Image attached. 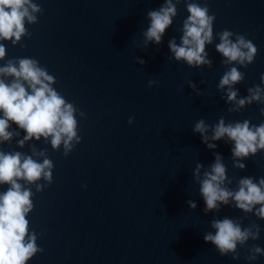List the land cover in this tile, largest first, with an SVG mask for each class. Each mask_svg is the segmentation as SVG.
I'll list each match as a JSON object with an SVG mask.
<instances>
[{
    "label": "water",
    "instance_id": "1",
    "mask_svg": "<svg viewBox=\"0 0 264 264\" xmlns=\"http://www.w3.org/2000/svg\"><path fill=\"white\" fill-rule=\"evenodd\" d=\"M172 2L177 15L159 45L152 41L145 46L143 33L150 24L148 12L166 0H32L41 8L34 13L37 23L26 22L27 33L16 44L0 40L6 47L0 66L34 58L55 77L52 86L78 109L82 138L67 157L63 145L53 150L43 137L20 147L26 133L16 125L9 130L19 135L0 143V150L26 155H33L34 146L55 165L51 184L37 182L44 184L42 191L20 181L34 194L26 219L29 234L35 233L36 244L43 249L26 264H249L244 248H239L240 259H233L204 241L206 232L215 231L211 221L225 216H247L245 227L258 223L260 239L249 241V246L264 247V220L234 204L206 214L193 175L197 163L203 165V173L219 153L230 179L264 176V151L241 161L247 165L241 170L233 167V142L227 137L209 149L193 131L201 119L209 126L220 118L226 124L264 122L260 112L264 105L254 102L230 112L235 102L229 103L227 89L218 87L233 66L245 73V79L233 85L238 99L249 95V87L261 84L264 0H207L210 14L216 16L213 43L205 49L211 66H189L172 58L168 45L172 39L181 43L183 21L189 15L186 3L191 0ZM198 2L203 5L204 0ZM225 29L233 32L230 39L243 34L257 46L247 68L224 63L226 58L216 50L217 34ZM152 80L157 83L149 88ZM228 186L235 188V180ZM8 187L0 185V192ZM189 200L196 203L195 209ZM252 264H264V256Z\"/></svg>",
    "mask_w": 264,
    "mask_h": 264
},
{
    "label": "clouds",
    "instance_id": "2",
    "mask_svg": "<svg viewBox=\"0 0 264 264\" xmlns=\"http://www.w3.org/2000/svg\"><path fill=\"white\" fill-rule=\"evenodd\" d=\"M180 3V0H177ZM188 17L183 21L181 43L175 39L169 42L172 58L176 61H186L189 66L209 65L206 45L213 43V22L216 16L210 14L207 0L203 5L198 0L186 3ZM41 8L33 4L32 0H0V40H11L13 44L21 41L27 33L28 24L37 23L34 13ZM177 15L176 5L172 0L158 10L148 12L149 27L144 31L145 46L154 41L161 44L166 30L173 24V17ZM220 43L216 50L225 57L224 63L234 62L247 68L254 62L257 46L243 34H236L235 39H230L234 34L227 29L217 34ZM14 38V39H13ZM6 55V47L0 44V60ZM138 62L143 64V60ZM247 62V63H246ZM3 77H11L6 81ZM245 73L233 66L224 73L218 87L227 89L226 96L229 103L235 102L236 107L230 112H239L245 105L254 102L264 105V74L261 75V84L248 88L249 95L238 97V89L233 85L242 82ZM55 77L50 75L46 67H41L34 58L22 57L18 61L9 60L6 65L0 66V143L10 141L18 132L10 131L12 125L22 129L26 135L19 141L23 147L26 141L33 138L36 141L43 137L50 140L53 150L59 151L63 145V155L67 157L82 142L78 135L79 127L74 103L69 102L52 85ZM157 82L149 81L148 87H153ZM191 87L195 84L189 81ZM264 115V107L260 109ZM80 116L86 114L80 111ZM132 124L133 119H129ZM211 130V135H208ZM193 131L200 133L202 142L209 148L217 147L214 141L225 137L233 142L231 149L233 167L245 170L247 165L241 161L256 156L264 151V122L259 125L251 120L225 123L224 118L214 126H209L203 119L197 121ZM211 141V142H210ZM33 156H41L42 160ZM55 165L45 151H36L33 146V155H26L19 151L5 152L0 150V185H9L6 191L0 192V264H26L37 252H43L36 244V235L29 234V220L26 215L33 210L30 187H25L20 181L28 185L35 184L37 192L42 191L44 184L37 183L44 180L49 184L53 181ZM203 165L197 163L194 169V178L200 185L199 191L205 203L204 212H219L221 205L234 204V207L245 214H254L258 219L264 220V176L258 180L256 177L244 176L238 179L227 176V167L223 157L215 154V161L204 170ZM235 180L236 187L230 188ZM86 187V185H85ZM192 209L196 203L187 202ZM244 218L213 219L211 227L215 231L206 232L204 241L213 244L221 256L231 254L233 259H240L239 248H244L247 255L245 260L252 264L258 257L264 256V247L249 241L260 239L261 227L253 221L244 226Z\"/></svg>",
    "mask_w": 264,
    "mask_h": 264
}]
</instances>
